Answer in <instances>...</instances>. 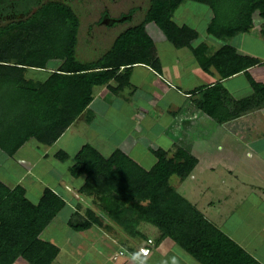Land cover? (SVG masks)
Wrapping results in <instances>:
<instances>
[{
	"label": "crops",
	"instance_id": "1",
	"mask_svg": "<svg viewBox=\"0 0 264 264\" xmlns=\"http://www.w3.org/2000/svg\"><path fill=\"white\" fill-rule=\"evenodd\" d=\"M189 2L183 1L184 6L179 8H191ZM201 9L198 5L191 14L204 11ZM123 16L119 15L124 19ZM194 24L187 25L194 28ZM146 31L156 47L159 67L143 63H136L130 71L121 67L107 84L94 87L92 102L73 122H27L24 129L18 130L25 139L13 155L0 148V180L11 189L22 185L25 196L35 204L47 188L65 200V205L39 235L59 248L51 264H201L176 241L161 237L155 226L145 222H139L141 229L131 236L141 247L150 248L147 256L130 249L133 241L126 242L129 235L126 240L124 229L106 216L101 225L82 228L88 219L85 209L91 207L93 195L87 197L80 191L85 177L73 168L75 155L85 144L92 147L85 155L84 167L93 163L96 151L109 155L119 148L146 169L157 162L154 149L168 150L180 144L188 147L199 163L190 176L179 181L176 189L264 264V102L261 107L222 123L201 109L197 101L203 99L204 91L199 90L217 82L224 85L223 107L227 97L231 107L234 100L262 98L246 72L224 78L214 66L205 70L193 48L202 43L211 48V43L216 46L214 52L225 44L235 46L238 53L261 60L262 63L248 69L250 76L261 83H264V55L245 51L244 39L237 35L226 41L223 36L211 34L219 40L218 45L209 36L195 39L192 47H176L156 23H148ZM50 69L44 70L47 75L41 73L42 80L55 71ZM179 122H184L181 131ZM198 123L206 124L207 129L197 127ZM61 129L63 132L59 133ZM7 134L2 133L1 139L15 142L20 138L16 135L19 133ZM60 151L67 152L69 157L61 159ZM226 208L231 211L224 219ZM149 239L153 242L148 243ZM120 250L126 252L115 260L114 255ZM13 264L32 263L19 256Z\"/></svg>",
	"mask_w": 264,
	"mask_h": 264
},
{
	"label": "trees",
	"instance_id": "2",
	"mask_svg": "<svg viewBox=\"0 0 264 264\" xmlns=\"http://www.w3.org/2000/svg\"><path fill=\"white\" fill-rule=\"evenodd\" d=\"M183 1L185 0H150L140 21L124 28L100 57L88 61H82L76 55L80 18L63 1H50L40 6L27 19L11 21L1 26L0 41L4 42L0 48V82L10 80L26 93V105L32 107V113L21 115L22 120L73 122L92 102L94 87L107 84L121 67L130 71L136 63H143L158 68L157 50L146 31V25L150 22L156 23L176 47H192L199 32L187 24L179 25L174 20L175 12ZM194 1L208 4L215 18L218 16L216 0ZM37 4L38 0L30 3L31 7ZM46 10L55 15L43 19ZM136 11L137 8L130 9L128 15L131 16ZM255 13L263 20L260 31L264 36V0H247L238 17L217 35L212 24L207 31L216 37L228 38L241 32H249L255 27ZM56 24L63 25L65 30L64 34L53 38L50 32ZM13 28L17 31L14 32ZM38 28L41 33H36ZM34 33L38 44H23L25 41L21 40L22 37ZM56 47L58 52L52 53V49ZM209 48L205 43L193 48L203 69L209 70L214 66L224 78L246 72L255 92L263 101L247 97L234 100L231 107L228 106L227 97L223 107L221 93L225 91L224 85L217 82L199 90L204 92L203 99L197 101V105L220 123L261 107L264 102V83L256 81L248 70L262 63L261 60L238 53L237 48L231 44L223 45L211 55L207 54ZM53 59H61L63 63L46 80L26 77L27 69L47 68ZM1 113L0 111V115ZM62 129L59 133L63 132ZM2 133L8 132L1 130L0 135ZM17 133L19 138L20 132ZM23 139L25 138L20 137L13 142L0 137V148L13 155L22 145ZM91 147L90 144H85L75 155L73 171L79 169L84 175L80 191L87 197L94 195L96 205H102L99 211L106 217L130 229L132 220L124 215L135 211L136 220L155 226L161 232V237L176 241L201 264H263L208 220L171 183V178L175 175L186 179L198 165L199 159L191 151L179 146L170 155L164 148L154 149L157 162L150 169L141 166L122 149H115L109 155L96 151L93 163L84 167L85 155ZM58 155L61 159L69 157L65 151H60ZM113 166H119L117 173L112 171ZM0 194L3 197L0 203V264H13L19 256L32 264H51L59 248L43 241L39 235L65 205V200L47 188L40 202L35 204L25 196L26 189L22 185L11 189L1 180ZM85 215L88 219L83 223V229L95 223H103L102 216L92 206L85 209Z\"/></svg>",
	"mask_w": 264,
	"mask_h": 264
},
{
	"label": "rangeland",
	"instance_id": "3",
	"mask_svg": "<svg viewBox=\"0 0 264 264\" xmlns=\"http://www.w3.org/2000/svg\"><path fill=\"white\" fill-rule=\"evenodd\" d=\"M14 1L16 2V0H0V5L3 6L6 2L8 3L10 2L11 4H13ZM20 1L21 0L17 1L16 8H18V5L21 4ZM50 1L65 2L67 5L73 8L75 13L80 18V26L78 29L79 30L78 31V43L76 46V55L82 61L93 60V59L100 57L110 47V44L112 43V39L114 38V36L116 37V34L119 33L121 29L126 28L128 25L137 23L138 21L141 20V18H143L141 14L145 12L146 10L145 8L150 2V0H38L39 4L33 6L32 11L29 14L26 13L17 19H13L15 15H10L7 18L6 17L1 18L0 27L4 26L5 24L11 21L18 22L20 20L27 19L28 17L32 16L40 6ZM184 2H186V0ZM29 3H31L30 0H25L23 2V4H29ZM182 3L180 4V6L183 5ZM189 3H191V5H189L191 8L183 7L184 5L182 6V8H179L180 6L178 7L179 9H177L175 12L174 20L179 25H184L186 23L194 24L197 22L196 24H194V29H196L200 34L198 38L200 37V38L206 39L209 36L214 38L210 33L208 34V32H206V30L211 24L213 25L214 33L217 35L218 33H220L222 29H224L227 25H229L231 22H233L238 17V14L243 8V6L247 4V0H216L215 5L219 9L218 11L219 13H218V16H216V18L214 16V13L212 14V12L211 13L209 12V9L207 8L208 5L206 6L204 4L195 3L194 0H191V2ZM198 5L202 6L201 10H204V11H202L201 13H197V14H191L196 9V6ZM208 7L211 9L210 6ZM133 8H138V10L133 15H131L129 18H127L126 13H128L130 9H133ZM181 10L184 12H182V14L179 15ZM185 10H188V11L185 12ZM51 15L54 16L55 13H52V11L46 10L42 18L47 19ZM119 15H125L124 20L123 18L121 20H112L113 17L121 18L119 17ZM254 19H255V27L251 29L249 32H241L237 34V38L241 40L243 37L245 49H246L245 51H247L248 49V51L250 50V52L257 51L259 54L264 55V36H263V33L260 31L262 27L261 22L263 20L260 18V15L258 13L254 14ZM37 30L38 31H36V33L37 32L41 33L39 28ZM64 30H65V27L63 25L60 24L58 26V24H56L54 26V29H52V31L50 32V36H52L53 38H57L59 37V35H62V33L64 34ZM13 31L16 32L17 30L13 28ZM36 33L32 35L31 34L24 35L21 39L22 41H25V43L23 44H28L32 46L37 45L38 42L35 41ZM225 40L228 41L229 38L225 37ZM213 41L215 42V44L219 42V40L216 38L212 40V43ZM3 42L4 41H0V48H2ZM144 43L147 44L146 41H144ZM209 44L211 46V48H209L210 50L209 55H211L213 53L212 50L215 49L216 46L212 45L211 43ZM59 49H60V46H59ZM51 52L57 53L58 48L57 47L53 48ZM141 56H144V54H142ZM62 63H63V60L61 59L59 60L53 59L52 62H49L48 66L57 67L56 69L52 68L53 70H57L61 67ZM45 69L48 70L50 68H44V69L29 68L26 71V77L33 78L34 80L44 81L41 79V73L43 72V74L47 75V73L44 71ZM52 69H50L49 71H52ZM182 87H185V86L182 85ZM20 91H22V93ZM23 92L24 91L22 89H19L18 87H16V85L11 83L10 80H8V82L7 81L2 82V83L0 82V111L2 112L0 115V129L4 130L5 132L9 133L13 131L16 134L18 130L21 131L20 128H23L26 125H28L27 122H24L22 120L21 115L24 116L28 112L32 113V107L29 105H26L27 104L26 93L24 92V95H23ZM8 123L12 127H10ZM183 124L184 122L178 123L179 131L183 130ZM198 124L199 125H197V127L201 126L205 130L207 129L206 124H200V123ZM214 131H215V134L217 135V131L216 130ZM115 137H117V135H115L114 138ZM200 137L201 135L199 136V138ZM179 146L184 147L188 151H190L188 147L180 145V144H176L175 146L168 149V151L170 152V155H172V151H175L176 148ZM92 158H93V155H92ZM118 169H119V166H113L112 171L114 173H117ZM180 180L181 178L175 175L171 178V183L174 186H176L179 184ZM94 201H95V196L93 195V202H90L91 203L90 206H92L93 209L96 210L99 213V215H101L103 218L105 214L99 211L102 205L99 204L97 206L96 201L95 202ZM230 211H231V208H226V210L223 213L224 219H225V216L230 213ZM124 217L130 218L132 220V224H131L132 229L127 228L120 222H117V221L115 222L120 228L124 229V232L127 233V234L124 233L126 240H127V236L129 235L128 236L129 239L126 242H129V240L133 241V243H130V246H129L130 249L138 250L141 247V244H137L138 242L132 239V236L136 234V229H139V228L141 229V227L138 226L139 221L136 220V212L134 211L130 213L129 215H124ZM133 228H135V230ZM120 251H125V250H120ZM120 251L116 253L114 257L117 254H119ZM123 255H119L118 258ZM262 259H264V253L262 255Z\"/></svg>",
	"mask_w": 264,
	"mask_h": 264
},
{
	"label": "flooded vegetation",
	"instance_id": "4",
	"mask_svg": "<svg viewBox=\"0 0 264 264\" xmlns=\"http://www.w3.org/2000/svg\"><path fill=\"white\" fill-rule=\"evenodd\" d=\"M17 1L18 0H16V2L14 1V3L13 4H11L10 2L8 3V2H6L3 6L2 5H0V19L1 18H3V17H8V16H10V15H15L14 16V18L13 19H17V18H20L22 15H24V14H29L31 11H32V7L33 6H35V5H33L32 7H31V5H30V3L29 4H23V2L25 1V0H21L20 1V5H18V8H16V6H17ZM30 1H32V0H30ZM137 10H138V8H137ZM125 16V15H124ZM123 16V17H124ZM130 16V15H129ZM127 17V16H126ZM122 19V17L121 18H115V20H121ZM124 20V19H123ZM114 24V23H113ZM116 24V23H115Z\"/></svg>",
	"mask_w": 264,
	"mask_h": 264
},
{
	"label": "built area",
	"instance_id": "5",
	"mask_svg": "<svg viewBox=\"0 0 264 264\" xmlns=\"http://www.w3.org/2000/svg\"><path fill=\"white\" fill-rule=\"evenodd\" d=\"M152 242H153L152 239H149V240H148V243H152ZM137 253L140 254V255H143V256H147V255H149V253H150V248H149V247H146V246L140 247V248L138 249ZM123 254H125V251H120V253L117 254V255L114 257V259H118V256H119V255H123Z\"/></svg>",
	"mask_w": 264,
	"mask_h": 264
},
{
	"label": "water",
	"instance_id": "6",
	"mask_svg": "<svg viewBox=\"0 0 264 264\" xmlns=\"http://www.w3.org/2000/svg\"><path fill=\"white\" fill-rule=\"evenodd\" d=\"M130 16H127V18H129Z\"/></svg>",
	"mask_w": 264,
	"mask_h": 264
}]
</instances>
